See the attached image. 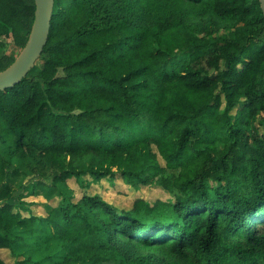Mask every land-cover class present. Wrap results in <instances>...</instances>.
<instances>
[{"label": "trees", "instance_id": "1", "mask_svg": "<svg viewBox=\"0 0 264 264\" xmlns=\"http://www.w3.org/2000/svg\"><path fill=\"white\" fill-rule=\"evenodd\" d=\"M35 10L0 0V72L26 45ZM86 175L174 199L125 211L62 194L43 217L17 211L22 194L13 203ZM3 249L18 264H264L259 0H55L39 63L0 92Z\"/></svg>", "mask_w": 264, "mask_h": 264}, {"label": "rangeland", "instance_id": "2", "mask_svg": "<svg viewBox=\"0 0 264 264\" xmlns=\"http://www.w3.org/2000/svg\"><path fill=\"white\" fill-rule=\"evenodd\" d=\"M221 32L226 33L228 30L224 23ZM0 41L6 43L8 40L5 37L0 38ZM9 53L7 48L0 46V57H4ZM262 131L257 124V121L251 120L248 126L249 134H258ZM157 152V151H156ZM160 162L164 165V161L159 157ZM41 178L34 176L25 182V185H31L33 182L39 181ZM40 194L28 195L27 191H21L16 194V199L13 203L17 202V197L22 194L24 197L21 201L26 203V206L18 208L17 211L21 212L24 217H29L31 214L43 217L47 214L48 210L52 207L58 206L63 201L62 194L69 196L71 202H78L85 195L100 196L103 200L114 206L118 210L129 211L133 208L135 201L142 199L147 203L153 205L157 201H172L174 196L158 185H140L137 187L127 184L122 177L117 176L115 179H94L90 175L83 176L78 179L76 176L69 177L64 183L60 184L58 188L53 190L45 186H38ZM61 193V194H60ZM28 209V210H23ZM15 253H22L30 251L31 247L16 248ZM148 250H144L147 253ZM0 257L9 264H18L23 257L14 254L10 249L0 250Z\"/></svg>", "mask_w": 264, "mask_h": 264}, {"label": "water", "instance_id": "3", "mask_svg": "<svg viewBox=\"0 0 264 264\" xmlns=\"http://www.w3.org/2000/svg\"><path fill=\"white\" fill-rule=\"evenodd\" d=\"M35 18L28 41L15 61L0 72V92L21 83L39 63L50 37L55 0H34ZM264 14V0H259Z\"/></svg>", "mask_w": 264, "mask_h": 264}]
</instances>
